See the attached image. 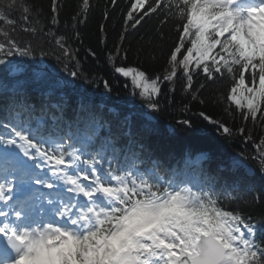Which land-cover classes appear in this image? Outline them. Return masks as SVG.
<instances>
[{
  "label": "snow or ice",
  "instance_id": "1",
  "mask_svg": "<svg viewBox=\"0 0 264 264\" xmlns=\"http://www.w3.org/2000/svg\"><path fill=\"white\" fill-rule=\"evenodd\" d=\"M16 7L22 10L21 19L28 22L32 6L25 0L19 5L10 0L0 8V23L15 25L5 8ZM88 7L89 0H82L81 11L86 13ZM158 10L177 21L179 35L169 57L170 71L150 79L137 68H115L140 89L147 108L160 110L161 82L174 81L178 68L185 80L184 90L196 99L199 89H193V72L199 69L209 81L225 76L234 81L226 112L231 114L234 105L244 121H256L258 116L264 120V0H133L127 21L134 28ZM52 12V23L57 24L58 0H53ZM14 30L0 27V65H7L6 74L23 73L24 78L0 86L15 95L26 84L39 82L42 74L34 70L29 74L23 62L6 59L32 55L30 44L22 47L12 37ZM23 30L36 32L35 27ZM65 40L60 36L56 44L70 56ZM115 55H121L119 47ZM113 60L110 54L109 61ZM69 75L76 77L77 72ZM40 83L46 85L43 94L47 96L62 84ZM83 105L81 98L78 107ZM51 107L62 109L63 105L53 103ZM32 108L13 98L0 121V264H264V242L255 238L257 222L224 206L225 200L240 199L228 195L229 188L264 199V184L256 193L248 181L256 169L243 154L229 158L224 170L235 178L217 191L211 176L175 170L169 176L159 161L142 166L145 161L132 151L131 139L124 163L113 167L120 151L113 140L90 151L95 132L83 139L74 138L71 132L66 138L53 139L41 132L43 115L33 117ZM200 116L231 134L226 124L203 112ZM125 121L124 134L131 137V117L126 116ZM179 123L192 130L190 120ZM239 131L244 133L243 128ZM261 145L264 138L256 146L264 182ZM109 150L112 158L106 159ZM207 157L208 152L202 151L197 162Z\"/></svg>",
  "mask_w": 264,
  "mask_h": 264
},
{
  "label": "trees",
  "instance_id": "2",
  "mask_svg": "<svg viewBox=\"0 0 264 264\" xmlns=\"http://www.w3.org/2000/svg\"><path fill=\"white\" fill-rule=\"evenodd\" d=\"M16 2L19 5L20 0ZM25 2L32 6L28 22L21 19L23 13L19 7L5 8L16 23L13 26L0 23V27H14L12 37L22 47L30 44L32 55L22 57L17 54L6 59L14 63L23 62L22 66L28 69L29 74H33L34 70L42 75L39 82L26 84L23 91L15 95L5 92L0 86V121L7 115L12 99L19 101L22 98L33 103L34 117L43 115L42 133L52 130L51 122L45 120V112L51 108L57 118L63 117L66 120L67 126L77 138L83 139L98 131L90 151L98 149L108 139L113 140L114 146L120 149L117 153L118 163L113 160V167L124 163L128 155V141L131 139L132 151L137 152L145 161L142 166L159 161L169 176L175 163L187 153L208 151L210 158L203 163L202 174L204 177H212L217 191L230 185L235 178L233 173L224 170L228 167L229 158L243 154L247 163L256 169L255 175L249 177L248 181L255 186L256 193H260L264 182L259 173L256 146L264 138V120L258 116L256 121H244L242 114L233 105L230 108L231 114L225 111L229 107L227 97L234 84L231 78L225 76L209 81L199 69L194 70L193 89L199 90L196 92L197 98L193 99L184 90L185 80L178 68L175 80L163 84L158 97L160 110L152 112L140 104L133 105L142 102L146 106L147 102L140 95V89L133 87L130 78L115 71L117 67H134L145 71L150 79L164 76L170 71L169 57L179 35L175 19L167 17L163 10H158L133 28L132 21H127L126 16L133 0H116L115 4L112 0H89L86 13L81 11L82 0H58V23L53 24V0ZM9 3L10 0H0V8ZM25 27H35L36 32L24 31ZM59 36L66 38L70 56H65L56 44ZM117 47L121 50L119 56L115 55ZM110 54L114 56L111 62ZM6 67L0 65V85H11L15 80L24 78L23 73L6 74ZM72 71L77 72L76 77L69 75ZM44 81L47 84L61 81L62 84L53 95L47 96L43 94L46 85L42 87L40 83ZM201 83L204 84L203 88L199 87ZM170 88L174 91H170ZM81 98L84 105L78 107ZM56 102L62 104L63 108H52L51 105ZM112 107L116 110H111ZM201 112L226 124L232 130L231 134L217 131L216 125L200 116ZM126 116L131 117V137L124 134L127 131ZM182 120H190L192 130L179 123ZM32 122L36 125L35 119ZM61 125L58 127L64 129ZM240 128L244 129L243 134ZM76 146L79 147V144ZM109 158H112L110 150L106 153V159ZM221 166L218 174L217 170ZM229 190L231 194L228 195L239 196L240 199L225 200L224 206L228 210L238 209L242 214L251 216L259 225L257 237L260 242H264V199H254L253 192Z\"/></svg>",
  "mask_w": 264,
  "mask_h": 264
},
{
  "label": "rangeland",
  "instance_id": "3",
  "mask_svg": "<svg viewBox=\"0 0 264 264\" xmlns=\"http://www.w3.org/2000/svg\"><path fill=\"white\" fill-rule=\"evenodd\" d=\"M132 68H134V67H132ZM246 79H247V77H246ZM49 117H50V115H49ZM177 172H187L190 175H200V168H198V166L197 167H194L192 169V172H191L189 170L187 161H185L184 164L181 166V168L180 169H177ZM256 233H257V231H256Z\"/></svg>",
  "mask_w": 264,
  "mask_h": 264
},
{
  "label": "bare ground",
  "instance_id": "4",
  "mask_svg": "<svg viewBox=\"0 0 264 264\" xmlns=\"http://www.w3.org/2000/svg\"><path fill=\"white\" fill-rule=\"evenodd\" d=\"M0 207H3V205H2V204H0Z\"/></svg>",
  "mask_w": 264,
  "mask_h": 264
}]
</instances>
